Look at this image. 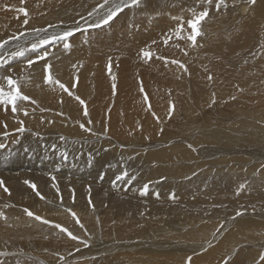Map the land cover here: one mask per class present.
Returning a JSON list of instances; mask_svg holds the SVG:
<instances>
[{"label": "rangeland", "instance_id": "1", "mask_svg": "<svg viewBox=\"0 0 264 264\" xmlns=\"http://www.w3.org/2000/svg\"><path fill=\"white\" fill-rule=\"evenodd\" d=\"M117 1L122 3V0H110L111 4L107 6L105 2H102L106 6L104 8L101 7L102 4H96V7L89 12L94 13L93 18L96 17L93 20L94 24L101 21L108 11L116 6ZM211 2L216 4L217 0H211ZM54 3L55 0H0V44L12 36L7 41L8 50L5 49L7 51L0 59V63L4 64V67L0 68V77L9 73L13 75L12 66H15L16 63L19 64L23 58L21 56L20 59V56L14 54L22 50L25 54L26 48L35 44L33 41L24 42L25 45L27 44L26 46L22 42L15 44L17 35L27 26H31V21L36 22L45 16L49 7ZM172 4L173 7L169 11L168 5L157 7L156 0H141L140 6H135L136 9L131 13V17L126 18L129 20L120 21L118 16L124 9L127 10L133 6L123 7V11L113 20L108 24L101 23L99 27H89V25L83 27L86 26V20L80 22L82 26H77L82 27L79 30L69 23H60L59 27L65 28V31L72 30L74 32V35L69 39L74 38L75 41V38L82 36V40L88 41V45L84 41L82 43L87 47L85 53L89 58L81 57L83 52L80 54L83 64L79 71L81 75H86L85 79L92 86L81 87L80 82L76 80L78 85L72 87L69 83L61 80L60 83L70 90L71 96L62 89V95L53 99L56 105L53 104V107L49 104L50 111L49 109L42 111L44 104L41 106L33 104L37 111L42 112L41 117L35 119L34 125H16L0 130V140L5 142L3 143L5 147L0 149L1 153L5 152L2 157L3 159L10 158L11 154H14L11 152L13 147L19 145L18 148L22 151L17 153L15 158L18 160L28 159L33 164L35 162L37 171L48 169L50 178L61 180L58 183L60 186L66 184L64 171L73 169V164L79 162L90 166L93 165L92 159L97 158L105 163L99 165L106 172L99 165H97L98 168L91 166L87 175H92L94 178L88 181L93 182L99 189H106L114 197L113 200L126 205L129 204L132 194L127 195V193L118 191L136 184L135 179L137 180V178L143 179V184L148 185L147 194L141 195V192H135L133 196L137 198L134 206H147L146 210L132 209L133 205H131L130 208L116 213H96L98 215L97 222L99 220L105 222V224L97 223L98 227L92 229L98 236H100V230L104 228L115 229L109 232L111 238L106 239L107 241L111 240L110 243H116V247L111 246L112 248L133 246L132 251H126L128 253L123 256L105 255L102 257L103 262L108 264H188V258L191 257L190 264H242L243 261H247L245 264L248 262L264 264V60L262 62L254 61L256 56L240 57L238 63H231L235 65L225 66L224 62L220 61L216 42H213L215 36L213 32L216 31L225 36L223 30L226 29V34L229 35L235 32L244 21L242 22L241 18L239 20L229 19L228 14L222 15L220 18L215 16L216 9H207L209 15L199 26L201 36L193 45L191 41L187 40V36L191 32L187 21L194 18V13L198 15L204 11V6H192L182 0H172ZM252 5L250 3V6ZM20 8L26 9L27 17L19 12ZM174 8L178 11L177 16L172 13ZM239 14L236 12L235 16L237 17ZM85 16L90 15L86 14ZM25 19L29 21L26 25L23 23ZM181 24L184 29L181 35L184 39H178L174 35L175 29ZM226 24L229 25L228 28ZM15 32L18 34L16 35ZM82 32H87L88 35H82ZM112 33L125 35L133 47L121 49L117 43L115 47H111L109 43H113V40L106 44L108 36L110 34L112 36ZM60 35L62 33L56 32L54 36L59 37ZM1 36L6 38H1ZM69 39L65 42L67 43ZM166 39L168 40L167 44H165ZM49 40L51 42L47 44V47L42 48L51 51L50 54H54L56 52L54 45L60 39ZM107 46H110L111 49L110 47L107 49ZM233 50L234 46L230 47L228 52L232 53ZM10 51L16 52H11L14 53L11 54ZM145 51L149 52L151 56L145 57L143 55ZM28 58L31 60L33 56ZM87 59L94 60L90 63L88 70L85 67L81 69ZM173 61L177 63H173ZM37 63L39 64V61ZM113 63L114 65H112ZM261 65L262 68H260ZM27 66L25 65V67ZM8 67H10V71ZM129 67L133 72L131 74L136 78L137 90L141 92L140 94L138 91L141 101L138 102L140 99L133 96L136 98V103L140 104L138 109L129 105L135 100L132 98V93L135 95L132 91L133 87L131 88L132 85L129 84L128 89V85L121 82L127 75H130ZM235 67L240 69L239 73H235L239 75L237 77L232 71ZM104 69L106 73H103ZM99 72L101 77L106 76L108 82L105 77L98 78ZM249 74L254 76L248 77ZM114 76L117 78L114 79ZM209 76L212 79H209ZM17 78L19 77H13L15 80ZM247 80L249 81L247 82ZM125 86L126 93L122 91ZM257 91L260 94H256ZM130 94L131 97H128ZM77 96L85 101V105L80 104L75 98ZM85 107L88 112L87 116L84 115ZM1 111L2 109H0ZM53 112L57 113L53 114ZM48 114L52 115V119L50 116L46 118ZM24 118L27 119L28 116ZM31 122L33 121L30 119L29 124H32ZM81 123L91 129V132L82 130ZM21 126L25 128L23 133L17 131ZM5 131L8 132L7 135H5ZM220 131L221 133L218 134ZM11 133L12 135L9 136ZM52 133H56L58 141L52 138ZM29 136L30 140H27L26 138ZM61 136L65 138L62 143L60 142ZM74 136L77 138H72ZM8 139L13 141L10 142ZM70 140L76 141V143L72 145ZM6 146L10 148H6ZM57 146L59 149L56 148ZM106 153L107 155H105ZM82 155H84L83 160L87 157L89 159L83 161ZM38 156L40 159L37 158ZM222 162L227 165L224 166L226 169L221 166L224 165ZM89 163L91 164L89 165ZM230 166L231 168H228ZM154 167L155 171L149 172ZM92 171L94 172L91 173ZM108 172H113L115 176ZM124 172H127V176L117 179ZM69 173L66 180L76 179L79 184L85 182L79 181L75 170L74 172L69 171ZM105 173L110 176H105ZM16 174L17 171L12 173L14 176ZM198 174L200 175L197 176ZM127 180L128 182H125ZM129 181H134V183L131 184ZM120 182H123L124 186ZM34 184H37L36 180ZM58 184L53 186L56 191ZM241 185L244 187L241 188ZM164 188L168 196L163 199L157 197L156 195L160 193L156 190ZM39 189L42 196L50 198V202H48L50 204L61 201V197L64 196L57 191L58 193L53 195L55 197L51 198L44 194L45 189L46 191L50 190L48 186L43 189L39 187ZM173 193L175 199L170 198V194ZM35 196H37L36 193ZM213 209H221V211L213 212L215 213L213 214L211 211ZM238 212L242 213L241 215H248H237ZM65 213L73 216L72 213H76V211H65ZM200 214H204V217ZM212 214L215 220L208 222H214V225L211 229H207L208 243H205L204 239H198L197 234L204 233V221L208 220L207 216ZM51 216L57 215L52 214ZM78 220L77 224L81 228L86 225L83 216L80 215ZM185 228L188 229L185 230L186 233H183L182 229ZM138 230L143 232V236H139ZM212 230L219 234L214 236ZM57 232H60L59 228ZM83 238L81 240L83 246L79 245L81 249L78 246L72 247L69 249L72 253L69 250L66 253L65 249V251L63 250L64 255L58 260L54 259V262L49 259V256L42 258L45 259L44 261L54 264H84L83 262L91 261L93 256L90 255L86 258L75 257V252L89 247V241L93 242L89 236ZM142 240H154L155 242L152 241L153 247L148 249L142 247ZM141 241L142 244H140ZM161 241H164L163 244L166 241L181 244L177 243L175 247L162 249L159 247L168 245V243L163 245ZM218 245H224V249L220 252L216 250ZM42 247L39 248L42 249ZM195 247L200 248L196 249ZM30 249L32 250L30 251ZM30 249H27L26 252L29 254L32 252L35 257L41 256L38 252L40 249L35 250L33 247ZM248 249H253L250 256H247ZM210 250L213 251L210 252ZM233 251L236 259L234 258L232 262H222L231 258ZM44 253L46 252L43 251ZM46 254L51 255V253ZM65 255L66 257H64ZM65 258H67V262ZM41 263L42 261H40ZM94 263L100 264L99 261Z\"/></svg>", "mask_w": 264, "mask_h": 264}, {"label": "bare ground", "instance_id": "2", "mask_svg": "<svg viewBox=\"0 0 264 264\" xmlns=\"http://www.w3.org/2000/svg\"><path fill=\"white\" fill-rule=\"evenodd\" d=\"M156 1H157V7L168 5L169 11H170V8L173 7L172 0H156ZM182 1H186L192 6L202 5V6H204L205 9H208V10L209 9H216V4L212 3V2L209 3L208 0H182ZM102 2H105V0L104 1L103 0H55V3L49 7V9L47 10V14L45 16H43L40 20H36V22L31 21V23H30L31 26L30 25L27 26V28H25V30H22L19 34L17 33L18 35L15 32V34L18 36V37L15 36V37H17V41L15 44H17L19 42H22L24 44V42L27 43V41H28V43H30L29 41H33V43H35L36 45L39 46V49H37V50L35 49L33 51L32 46L29 48H26L25 54L22 56L23 58L20 56V59L22 58V60L19 62V64L16 63L15 66H12L11 72L13 73V75L12 74L11 75L13 77H19L16 80L18 81V83L20 85V90H21L22 94L30 97L31 99L29 101H18L17 102V111L15 113H13L11 111V106H8V111L6 112L4 110V106L0 105V109H2V111L0 112V130L6 129L4 127L5 124L7 125V128H9L11 126L21 125V123H20L21 121L23 122V125L24 124H27L28 126L34 125L35 119L40 118L42 112L37 111L35 109L36 106H34L33 104H35L37 106L38 105L41 106L44 104L42 106V111L43 110L46 111L47 109H49L48 108L49 104L56 105V103L53 101V99L55 97H60L62 95L63 91L59 87V85L55 82L45 83L44 78L46 75V73H45L46 65H51L50 74L53 78V81H59L60 82L61 80H63L65 82L69 83V85H71L72 87H76L78 85L76 80H78L80 82L81 87L83 86L84 88H89L90 86H92L88 83V80L85 79L86 75L85 76L81 75L80 71H79L81 65L83 64V61L80 58V54L83 52L81 57L89 58L87 53H85V52H87V47L82 43V41H84L85 44L88 45L87 40H82L81 39L82 36L80 38H75V41L73 40L74 38H71V39L68 38L69 40L67 43H69L71 45L70 48H68V49L64 48V44L66 43L65 40H59L57 42L58 45L57 44L54 45L55 46L54 48L56 51L54 54H50L49 52H51V51H46V49L42 48L45 46L47 47V44L42 46V45H40V41L45 40V39H48V40L52 39V37L55 35L56 32L63 33L65 31V28L59 27L60 23L66 22V23H69L70 25H73L72 27H74L75 29H77V28L80 29L82 27H77V26L81 25V23L84 22L83 20H86V26H83V27H88V25L90 27V25L94 24L95 21H93V20H95L96 17L93 18L94 13L91 14L92 16L90 15L92 19L91 18L89 19L90 16H85V15L89 14V12L94 7H96L95 6L96 4L99 5V4H102ZM224 2L226 3L227 7L221 6L220 10L216 12L215 16H218L221 18L222 15L228 14L227 16L229 19L239 20L241 18L242 22L243 21L244 22L235 30V32H232L229 35H228V33L226 34V31H227L226 29L223 30V34H225V36L220 35L219 32H216V31L213 32V34L215 35L213 37V42H216V46L219 50L218 55L220 57V61L224 62L225 66L235 65V64H231V63H238L239 62L238 60L240 59V57L250 58V57L256 56V60H254V61L259 60L260 62H262L264 59H260L259 57L264 58V0H256V3L252 6H250V3L248 2V0H224ZM105 4L107 6L109 4H111L110 0H107V3H105ZM117 4H121V6H123V4L121 2L117 1ZM101 7L104 8L106 6H104L102 4ZM231 7H232V9H231ZM86 9H87V11H86ZM135 9H136V7L133 6L132 8H129L127 10L124 9L123 12L121 11L122 13L118 16L119 20L120 21L129 20L126 18L131 17V13ZM95 12H96V10H95ZM236 12H237V14H238V12L240 13L237 17L235 16ZM45 13H46V11H45ZM172 13L174 16H177V14H178L177 9L174 8ZM82 16H84V17H82ZM44 17H46V18H44ZM38 22H41V23L37 24V25H33V24L38 23ZM236 23H237V21H236ZM226 26H227V24H226ZM228 26H227V28H228ZM231 27H232V25H231ZM3 32H5V31H3ZM2 34H4V33H2ZM81 34L82 35H88L87 32H82ZM112 34H113L112 36H111V34L108 36V38L106 40V44H108L109 41L113 40V43H109L111 47H113V46L115 47L116 43L118 46H121V49H124V48L130 49L133 47V44L131 47V45H130L131 42H130V40L128 41V38L125 35H123L121 33H112ZM4 36H1V38L2 37L6 38ZM8 38H9V36H8ZM3 40L5 41L6 39H3ZM8 40H6V41H8ZM72 40L74 41V43H72L73 42ZM13 43H12V45H13ZM2 44H4V46L2 48H0V59L2 58V55H4V53L8 50V48H7L8 43L4 42ZM24 45H23V47H24ZM19 46H21V45H19ZM110 46H107V49ZM232 46H234V50L232 53H229L228 49ZM111 47H110V49H111ZM5 49H7V50H5ZM11 52H14V51H10V53ZM14 53H11V54H14ZM46 53H47V55H45ZM30 56H33V58L31 60L34 61V63L31 66H29L27 63V61L30 60L28 58ZM42 56L44 57V59H40V57H42ZM224 58H225V61H224ZM93 60L87 59V62L85 63V65L81 69H83L85 67V69L88 70L90 63ZM16 61H14V62H16ZM37 61H39V64L37 63ZM25 65L26 66L28 65L27 66L28 68L25 67ZM112 65H114V63ZM10 67H8L9 71H10ZM129 68H130V71H129L130 75H127V77L124 79H123V77H124V75H123V77H122L123 80H121V82L122 83L124 82L125 84H127L128 86L127 85L126 86L128 87V89H129V84L132 85L131 86V88L133 87L132 91L135 93V95H133V93H132V98H134L135 100L132 101L129 105L134 106L138 109V108H140L139 107L140 104L136 103V98L140 99L139 97H140L141 92L139 90H137V86L135 83L136 78L134 77L133 74H131V73H133V72H131V67H129ZM260 68H262V65ZM108 71H109V69H108ZM232 71L236 77L239 76V75H236L235 73H239L240 69L235 67L234 69H232ZM103 73H106L105 69L103 70ZM9 74H7V75H9ZM136 74H135V76H136ZM4 76H6V75H4ZM253 76L251 74L248 75V77H253ZM104 77L106 78V76L101 77L100 72H99L98 78H104ZM116 78L117 77L114 76V79H116ZM110 79H111V77H110ZM259 80H260V77H259ZM148 81H149V79H148ZM248 81L249 80H247V82ZM107 82H108V79H107ZM258 84H259V82H258ZM0 85L5 87V91L9 90L7 88L6 82L1 80ZM122 86H124V85L122 84ZM126 86L124 87V90H122L123 92L125 91ZM255 86H257V85H255ZM261 90H260V92H261ZM129 91H130V93L132 92L131 89ZM138 91L140 94H138ZM126 92L127 91H125V93ZM256 94H260L259 91H257ZM133 96H135L136 98ZM128 97H131V94ZM131 100H133V99H131ZM141 100L142 99L138 100V102ZM263 101H261L262 104H263ZM54 105H53V107H54ZM246 109H245V111H246ZM248 110H249V108H248ZM49 111H50V109H49ZM25 112H27V115L24 114ZM54 112H53V114L57 113V112L56 113H54ZM246 114H247V112H246ZM26 116H28L27 119L24 118ZM49 116L50 115L48 114L46 116V118H48ZM51 116H50V118H51ZM58 116H60V115H58ZM241 117H243V116H241ZM30 119H31V121H33V122H31L32 124H29ZM53 119H55V118H53ZM244 119H245V117H244ZM249 121H250V119H249ZM260 122H262V121H260ZM38 123L40 124V121ZM37 126L39 127V125H37ZM234 127H235V125H234ZM35 129H36V127H35ZM39 129H40V127H39ZM6 133H8V132H6ZM211 133H213V132H211ZM211 133H209V134L211 135ZM220 133H221V131L218 134H220ZM10 135H12V133L9 134V136ZM52 135H53V137L52 136L51 137L58 141L56 133H52ZM213 136H215V135H213ZM14 137H15V135H14ZM14 137L12 136V138H14ZM75 137L76 136H74L72 138L75 139ZM11 139L10 140L8 139V140L10 142H12L13 140H11ZM26 139L30 140V136L27 137ZM245 139L248 140L247 138H245ZM249 139H251V138H249ZM5 140H7V139H5ZM14 141H16V140H14ZM251 141H252V139H251ZM60 142L62 143V140ZM3 143H5L4 140H0V144H3ZM70 143L73 145L76 143V141L72 142L70 140ZM78 143L80 144V142H78ZM226 143H228V142H226ZM240 143H241V141H240ZM49 144H52V143H49ZM107 144H109V143H107ZM67 145H68V143H67ZM229 145H227V146H229ZM9 146H11V145H9ZM9 146H6V148L7 147L10 148ZM18 146L19 145H15L13 147L14 149L11 152H13L14 154H11L10 158H7V159L6 158L3 159L2 156H3V154H5V152L1 153V150H0V180H2L4 183V186H6L10 190V194H8V193L4 192L3 187H0V213H3L4 216L6 217V219L0 218V253H3V255H0V259L2 258L0 260V264H40V261H42L41 264H44V263L45 264H51L54 262V259L58 260L62 255H64L63 250L65 251V249H66V253H67L70 248L75 247V246L79 247V245L81 244V240H83L84 239L83 237H86V236H89L90 239L93 240V242L89 241V243H88L89 247L87 246L86 249H82L80 252H77V253L75 252V254H76L75 257L79 256L82 258H86L89 255L93 256L91 261H89V260H88V262L82 261L84 264H95L94 262H97V261H99L100 264H108V263L102 261V257H104L105 255L110 256L109 254H112L113 257H117V256H123L124 254L132 251L133 246H125V247H120V248L118 246H117L118 248H112L111 247V246H115L116 243H110L111 240L107 241L106 239L111 238L109 236V232L111 230H115V229L104 228V229L100 230V236H98L92 229L98 227L97 223L105 224V222L103 220H99L97 222V220H98L97 216L98 215L96 213H98V214L101 212L116 213V212L121 211L123 209L130 208L131 205H133L131 207L132 209L146 210L148 208L147 206H139V207L134 206V204L137 202V198H136V196H133L135 192L140 193L143 190V187L145 185V184H143V179L137 178V180L135 179L136 184H133L132 186L130 185L131 187H129V188L124 187V188L120 189V191H118L119 193H122V192L127 193V195L132 194V196H130V200H129L128 205L121 204L117 200H113L112 198H114V197H112V195L110 193H108L106 191V189L105 190L99 189V188L95 187V184H93V182L91 183L90 181H88V180H91V178L92 179L94 178L92 175H87V173L91 170L90 169L91 166H97L99 164H101V165L105 164V163H102L101 161H99L97 158L92 159L93 161L91 160L93 165H90L91 163H89L90 166H87L85 164L78 162V163L73 164V169L64 171V174L67 178V175L70 174L69 171L74 172V170H75L77 175H78V179H80L79 181L80 182L82 180L85 181L82 183L85 185L82 186V184H79L76 181V179L75 180L74 179L66 180V178H65L66 184H63L60 186L58 183L61 182V180L50 178V174H49L48 169L37 171L38 168L35 167V165H36L35 162L33 164V162L28 160V159H26V160L24 158L21 160L16 159L15 155L22 151V149L18 148ZM56 148L59 149V146H57ZM72 148H74V147H72ZM242 151H240V152H242ZM99 152H100V150L97 153L99 154ZM216 152H217V150H216ZM107 153L105 155H107ZM223 154H224V152H223ZM103 155H104V152H103ZM218 155H220V154H218ZM91 156H90V158H91ZM223 156L224 155H222V157ZM111 157H113V156H111ZM222 157H221V159H222ZM37 158L40 159V156H38ZM78 158L81 159L80 157H78ZM83 158H84V155H82V160H83ZM86 159H84V160H86ZM229 161H230V159H229ZM225 162H222L224 165H221V166L226 167L227 165H225ZM40 167H42V166H40ZM99 167H102V166L99 165ZM104 167H106V166H104ZM159 167H161V166H159ZM96 168H98V166ZM224 168H223V170H224ZM228 168H231V166ZM41 169H43V168H41ZM94 169H92V170H94ZM152 169L153 170L152 171L149 170V172L155 171V167ZM16 171H17L16 176L12 175V173L16 172ZM98 171H100V170H98ZM98 171H95V172H98ZM104 171H105V169H104ZM93 172L94 171H92L91 173H93ZM219 172H220V170H219ZM101 173H102V171H101ZM108 173L112 174L113 172L112 173L108 172ZM146 174H147V172H146ZM106 175H107V173H105V176ZM112 175H114V173ZM199 175L200 174H198L197 176H199ZM33 178L37 181L36 185H38L40 188L43 189L46 186H48L50 188V190H47V191L45 189L44 194L51 196V198L55 197L53 195H55V193H58V192L60 194H64V196L61 195L62 196L61 201L55 200L56 201L55 203L50 204V203H48V202H50L49 201L50 198L43 196L44 199H41L39 196H35V192L32 190V188H30L28 185H26L24 183V181H26V180L34 183L35 180ZM96 178H97V176H96ZM102 178H99V179H102ZM69 180H71V181H69ZM72 180L75 182H73ZM97 182L100 184L101 180H100V182L99 181H97ZM125 182H128V180ZM104 183H106V182H104ZM120 183L122 184L123 182H120ZM129 183L132 184V183H134V181L133 182L129 181ZM54 184L59 185V186H57L58 192L56 191V189H54V187H53V186H55ZM96 185H98V184H96ZM39 187H37V188L39 189ZM166 188H168V187H166ZM116 189H118V188H116ZM66 191H67V193H66ZM156 191L160 193L159 195H156L157 197H160L163 199V198H166L168 196L165 188L160 189L159 191L158 190H156ZM41 192H42V190H41ZM65 193H66V195H65ZM92 199H94V202H92ZM80 205H81V207H80ZM24 209L31 210L35 215H38V216L50 221L51 223L50 224H44V223H41L39 221H36L35 219H33L31 217H28L25 214ZM65 211H69V212L76 211L75 218L73 216H70L69 214L65 213ZM211 211H212V213L213 212L219 213L221 211V209H213ZM211 211H208V213L209 212L211 213ZM224 211H225V209H224ZM52 214L57 215V216H51ZM213 214H215V213H213ZM213 214L208 215L207 217L209 219L204 221V226H203L204 227V233H198L197 234L198 239H204L205 243H208V239H206L207 229L208 228L211 229L212 226L214 225V222H208L209 220H211V221L215 220V217L213 216ZM80 215L83 216V220L86 222L85 226L87 228L85 226H83L81 228L77 224V219L80 217ZM200 215H203V217H204V214H200ZM219 215L221 216V214H219ZM247 215L248 214H244L241 216H247ZM129 220L131 221L130 218H129ZM53 225H60L64 228L68 229V231H70L73 235L79 237V239L73 240L65 232H61V231L57 232L58 228L54 227ZM188 228L182 229L183 233H186L185 230ZM138 233H139V236H143V232L141 230H138ZM212 233L214 236H217L219 234L218 232H216L214 230H212ZM92 236H97L98 238L92 237ZM96 241H98V242L96 243ZM142 241H143V244H142ZM142 241L140 243V244H142V247L148 248V249L153 247V244L151 242L154 240H151V241L150 240H148V241L142 240ZM177 241L179 242V240H177ZM163 242L161 241L162 244H163ZM178 242L166 241L165 244L168 243V245L163 244L165 246L159 247V248L169 249V248L177 246L176 244ZM157 244H158V242H157ZM162 244H161V246H162ZM178 244H181V243H178ZM40 246L41 247L43 246L42 247L43 251H45L46 253H51V255H48L46 253L43 254L42 249L39 248ZM81 246H83V245L81 244ZM136 246L141 247V245H139V244H136ZM32 247L35 250L40 249L38 251V252H40L39 254L41 255V256H39L40 258L32 255V252H31V254L26 252L27 249H30ZM195 248L198 249L200 247H195ZM79 249H81V248L79 247ZM223 249H224V245H218L216 247V250L218 252L222 251ZM31 250L32 249H30V251ZM117 251L118 252L123 251V252L119 254ZM126 251H128V252H126ZM212 251L213 250H210V252H212ZM252 251H253V249H248L247 250V256H250ZM24 252L26 254H23ZM116 252L118 253V255ZM82 253H84V255H82ZM74 255H73V257H74ZM48 256H49V259L53 260V262L49 263V262L44 261L45 259H43V258L44 257L48 258ZM64 257H66V255ZM240 257H242V255H240ZM94 258H96V259H94ZM234 258L236 259V255L234 254V251H233L232 257L229 259H225L222 262H224V263H225V261H231L232 262ZM66 259L67 258H65V261H66ZM71 259H68V260H71ZM28 261H29V263H27ZM246 262L247 261H243L242 264H245ZM248 264H251V263L248 262Z\"/></svg>", "mask_w": 264, "mask_h": 264}, {"label": "snow or ice", "instance_id": "3", "mask_svg": "<svg viewBox=\"0 0 264 264\" xmlns=\"http://www.w3.org/2000/svg\"><path fill=\"white\" fill-rule=\"evenodd\" d=\"M140 2H141V0H122L123 6H121V4H117L116 6H114L113 8H111L108 11L106 16H104L101 21L97 22L95 25H90V27H99V26H101V23L108 24L121 11H123V7H131V6H137L138 7V6H140ZM208 2L211 3V0H208ZM248 2L254 5L256 3V0H248ZM105 3H107V0H105ZM221 6L227 7V5L224 2V0H217V2H216L217 11L220 10ZM19 12L23 13L26 17L28 16V13H27L26 9H24V8H20ZM89 15H91V13H89ZM208 15H209V12H208L207 9H205L204 11H201L198 15L194 13L193 14L194 18L187 21L188 27L191 29L190 34L187 36V40L191 41L193 45H195V43L197 41V38L199 36H201V32L199 30V26H200L201 22L203 20H205V18L208 17ZM28 22H29L28 19H25L23 21V23L25 25L28 24ZM77 30H79V28H77ZM183 31H184L183 25L181 24L180 26H178L175 29L174 35L178 39H184V37L181 35V33ZM73 35H74L73 31H64L62 33V35H60L59 37L53 36L52 40L53 41L56 40V39L67 40L69 37H71ZM168 39H171V37H168ZM50 42H51L50 40L45 39V40L40 41V45H46V44H49ZM167 42H168V40L166 39L165 40V44H167ZM5 43H7V41H5ZM3 46H4V44H0V48H2ZM70 46L71 45L69 43H65L64 44V48L65 49L70 48ZM37 47H38V45H36V44L32 45L33 50H35ZM15 55L23 56L24 52L23 51L17 52V53H15ZM45 55H47V53ZM143 55L145 57H150L151 56V54L149 52H146V51L143 52ZM40 59H44V57L42 56V57H40ZM27 63H28L29 66H31L34 63V61L33 60H28ZM173 63H177V62L173 61ZM180 66L184 67L183 65H180ZM3 67H4V64L0 63V68H3ZM50 69H51V65H46V67H45L46 75H45V78H44L45 83H53V82H55V83L59 84V87L61 89H63L65 92H67L71 96L72 93L70 92V90L63 83H60L59 81H53V78H52V76L50 74ZM209 79H212V77L209 76ZM0 80L6 82L7 88L9 89L8 91H5V87L0 85V105L4 106V110L6 112L8 111V106H11V111L13 113H15L17 111V102L18 101H29L31 99L30 97L22 94L18 81L13 79V76L11 74L3 76V77H0ZM75 98L80 102L81 105H85V101L82 100L79 96H77ZM172 107L174 108V106H172ZM24 114L27 115V112H25ZM84 115L85 116L88 115L86 107L84 109ZM20 123H21V125H23L22 121ZM50 123H51V121H50ZM4 127L7 128V125L5 124ZM80 128L82 130H84V131L91 132V129L87 128L85 126V124H83V123L80 124ZM17 131L23 133L25 131V128L23 126H21ZM5 135H7V133H5ZM60 139L64 140L65 138L63 136H61ZM4 147H5V145L0 144V149H2ZM189 147H191V145H189ZM125 176H127V172H124L122 174V176L118 177L117 179H123ZM24 183L26 185H28L30 188H32V190L36 193L37 196H40L41 199H44V197L40 194V192L37 189V186L34 183H32L31 181H27V180L24 181ZM0 187H3L4 192L10 194V190L6 186H4V183H3L2 180H0ZM240 187L243 188L244 185H241ZM147 192H148V185L146 184V185H144L143 190L141 191V195H146ZM170 198L171 199H175V194L174 193L170 194ZM24 212H25V214L28 217H31V218L35 219L36 221H39V222L44 223V224H50L51 223L50 221H48V220H46V219H44V218H42V217H40L38 215H35L29 209H24ZM241 214L242 213H239V212L237 213V215H241ZM72 215L75 218V213H72ZM0 218L6 219V217L4 216L3 213H0ZM77 223H79L78 219H77ZM53 226L59 228L61 232L67 233V235L71 239H73V240L79 239V237L73 235L70 231H68V229H66V228H64V227H62L60 225H53ZM0 255H3V253H0ZM190 262H191V257L188 258V264H190Z\"/></svg>", "mask_w": 264, "mask_h": 264}]
</instances>
